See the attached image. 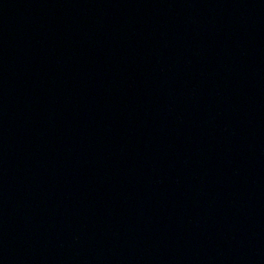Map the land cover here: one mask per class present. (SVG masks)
Segmentation results:
<instances>
[{
  "label": "water",
  "instance_id": "1",
  "mask_svg": "<svg viewBox=\"0 0 264 264\" xmlns=\"http://www.w3.org/2000/svg\"><path fill=\"white\" fill-rule=\"evenodd\" d=\"M0 264H264V0H0Z\"/></svg>",
  "mask_w": 264,
  "mask_h": 264
}]
</instances>
